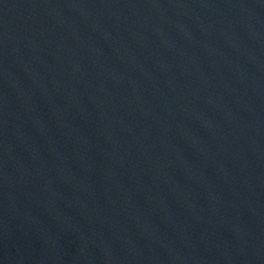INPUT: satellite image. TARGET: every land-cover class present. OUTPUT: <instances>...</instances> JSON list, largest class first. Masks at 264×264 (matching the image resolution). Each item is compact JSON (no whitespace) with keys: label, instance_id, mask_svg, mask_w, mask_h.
I'll list each match as a JSON object with an SVG mask.
<instances>
[{"label":"water","instance_id":"water-1","mask_svg":"<svg viewBox=\"0 0 264 264\" xmlns=\"http://www.w3.org/2000/svg\"><path fill=\"white\" fill-rule=\"evenodd\" d=\"M0 264H264V0H0Z\"/></svg>","mask_w":264,"mask_h":264}]
</instances>
